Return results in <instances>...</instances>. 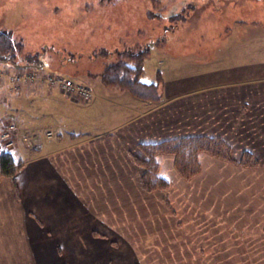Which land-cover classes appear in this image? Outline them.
Segmentation results:
<instances>
[{
    "label": "crops",
    "instance_id": "crops-1",
    "mask_svg": "<svg viewBox=\"0 0 264 264\" xmlns=\"http://www.w3.org/2000/svg\"><path fill=\"white\" fill-rule=\"evenodd\" d=\"M197 56V65L212 68L208 56ZM254 59L242 55L227 71L217 65L216 76L201 74L199 84L192 77V86L170 93L165 100L187 99L184 124L163 121L154 112L161 104L147 107L153 102L128 100L116 88H93L83 101L41 82L10 95L2 79L0 125L18 124L34 144L22 168L0 178V264H115V223H264V79L252 72ZM14 67L2 69L29 70ZM93 106L86 125L80 115ZM197 135L220 137L236 162L248 151L259 165L201 151L198 175L185 180L174 155L159 154L170 186L147 192L134 158L143 153L139 144Z\"/></svg>",
    "mask_w": 264,
    "mask_h": 264
},
{
    "label": "rangeland",
    "instance_id": "rangeland-1",
    "mask_svg": "<svg viewBox=\"0 0 264 264\" xmlns=\"http://www.w3.org/2000/svg\"><path fill=\"white\" fill-rule=\"evenodd\" d=\"M0 32L11 33L15 42L24 46L18 52V64L32 70L34 76L14 85L6 76L20 72L2 69L15 67L0 62V69L7 72L6 79L0 81L8 82L5 91L10 95L33 82L47 86L44 75L52 73L88 82L102 93V89L115 91L100 80L105 66L117 60V50L146 44L151 53L141 80L157 82L161 71L164 98L147 101L154 103L147 107L161 104L154 112H160L163 121L186 123L187 99L165 98L199 84L201 74L211 71L216 76L217 65L220 70H232L242 55H251L256 62L252 65L258 67H251L252 72L264 79V0H0ZM197 55L208 56L212 68L197 65ZM125 92L128 100H140ZM101 102L98 100V107ZM92 109L96 107L80 115L86 125L91 123ZM37 116L44 118L41 113ZM10 123L0 125V130ZM18 128L3 140L2 148L14 153L21 169L20 157L26 156L34 140ZM40 133L45 135V131ZM139 157L145 158L144 153ZM229 217L228 222H234V216ZM152 219L149 223H115V264H264V223H242L240 218L238 223H163Z\"/></svg>",
    "mask_w": 264,
    "mask_h": 264
},
{
    "label": "trees",
    "instance_id": "trees-1",
    "mask_svg": "<svg viewBox=\"0 0 264 264\" xmlns=\"http://www.w3.org/2000/svg\"><path fill=\"white\" fill-rule=\"evenodd\" d=\"M24 46L17 44L9 32H0V62L18 65V52L23 51ZM150 45H138L128 50H117V60L107 64L100 78L102 83L111 88L128 91L142 101H159L163 94L161 90L163 77L158 71L157 82L146 83L141 80L144 73V64L150 56ZM0 143V178L3 176H14L20 169L15 155L9 150L2 148ZM139 149L145 158L134 156L135 161L144 167L142 184L147 192L158 189H166L170 182L158 174L159 154H172L175 157V167L180 175L189 180L198 174L200 165L198 154L207 151L210 154L236 162L231 156V146L220 137L197 135L183 136L179 138L166 139L159 142L140 143ZM244 166H255L258 164L255 155L244 152L241 160L236 162ZM96 234V233H95Z\"/></svg>",
    "mask_w": 264,
    "mask_h": 264
},
{
    "label": "built area",
    "instance_id": "built-area-1",
    "mask_svg": "<svg viewBox=\"0 0 264 264\" xmlns=\"http://www.w3.org/2000/svg\"><path fill=\"white\" fill-rule=\"evenodd\" d=\"M30 71L32 70H28V71H24L20 73H10V74H7L6 76L7 72H4L0 69V79L6 76L8 77L10 83L14 85H18L20 84V82L22 83V82L27 81L28 78H32V79L34 78V76L32 75ZM44 76H45L44 83L48 87L57 88L61 92H63L64 94L70 97L77 98L83 101H89L94 96L93 88L87 83L75 81L74 79L65 77L61 74H55V73L44 75ZM17 129H19L18 124L12 122L6 127L5 130H0V143L4 145L3 140H6L9 137H11V133L16 132ZM47 134L48 136H52L51 132H48ZM27 139L29 140V138Z\"/></svg>",
    "mask_w": 264,
    "mask_h": 264
}]
</instances>
